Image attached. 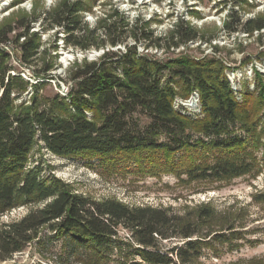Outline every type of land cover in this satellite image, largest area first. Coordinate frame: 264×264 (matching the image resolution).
<instances>
[{"label":"trees","instance_id":"1","mask_svg":"<svg viewBox=\"0 0 264 264\" xmlns=\"http://www.w3.org/2000/svg\"><path fill=\"white\" fill-rule=\"evenodd\" d=\"M91 3L64 0L39 20L21 19L14 26L0 27V217L21 207L32 208L20 220L0 225V264H9L16 254L40 243L44 230L61 241L64 252L81 250L85 256L110 258L120 229L128 230L136 243L134 256L140 261L132 264H192L200 253V241L192 239L195 231L178 217L175 224L151 207L131 208L114 199L99 201L76 194L68 184L43 175L40 164L32 166V154L43 148L65 160L97 161L102 167L134 159L137 167L156 161L170 169L192 165L200 179L238 177L252 170L247 158L260 144L258 128L264 129V120L242 107L247 98L248 103L260 99L264 107V85L259 95L246 94L240 103L221 60L210 56L196 60L183 53L158 59L149 50H162L166 39L155 38L148 22L138 27L128 17L109 22L112 17L107 16L90 28L85 14ZM39 21L46 31L58 29L64 34L65 47L105 50L97 61H85L72 72L67 97L56 94L45 100L40 95L45 80L56 78L51 73L56 65L52 61L42 70L36 68L43 44L40 34L31 30ZM231 31L261 33L264 15L240 22ZM176 38L179 47L199 36L190 26L178 25L169 37ZM12 45L18 50V67L12 60L14 51H8ZM140 45L145 46L143 52ZM118 46L125 50H114ZM24 68L41 81L31 83L21 72ZM194 93L202 116L196 120L175 109L176 99L187 100ZM30 94L27 105L25 96ZM174 228L185 243L163 253L160 240L173 238Z\"/></svg>","mask_w":264,"mask_h":264},{"label":"rangeland","instance_id":"2","mask_svg":"<svg viewBox=\"0 0 264 264\" xmlns=\"http://www.w3.org/2000/svg\"><path fill=\"white\" fill-rule=\"evenodd\" d=\"M62 1L23 0L15 5L16 0H0V27L14 26L21 19L24 22L39 20L45 11L54 9ZM244 1L246 3L242 0H164L162 3L153 0H92L91 11L85 14V21L90 28L96 26L98 18L107 16L112 17L109 22L128 17L130 24L138 22V27L148 22L147 27L154 32L155 38L166 39L161 43L162 50H149L151 55L161 60L174 59L182 53L196 60L206 56L221 60L238 101L244 103L246 94L259 95V90H263L264 31L250 36L231 30L237 29L240 22L264 15V0ZM32 25L31 33L38 32L43 44V55L36 63L37 70H42L44 63L54 61L56 65L51 72L56 78L45 80L48 83L40 95L45 100L53 99L56 94L67 97L72 72L85 61H97L105 50L83 52L65 47L64 34L58 29L46 31L47 27H42L40 21ZM178 25L190 26L199 38L186 45L175 46L177 38L172 40L169 37ZM129 43L134 44L133 40ZM15 48L12 45L8 51H14L12 60L18 67L15 57L18 50ZM143 48L145 46L140 45L139 51L143 52ZM116 49L125 50L124 46ZM21 72L33 84L41 81L33 79L29 69H21ZM31 98L32 94L25 96L27 105H31ZM248 101L247 98L243 110L247 109L251 115L254 113L259 120H264L260 99ZM175 109L194 120L202 117L196 93L187 100L176 99ZM262 130L259 127L257 131L258 148L254 149V155L251 153L249 156L252 158H247L252 163V170L238 177L200 179L195 177L197 169L192 165L181 167L179 164L170 169L165 163L161 166L156 161L152 166L144 164L137 167L134 159L130 163L118 159L116 163L102 167L97 161L89 164L81 160H65L43 148L35 149L31 165L40 164L43 175L68 184L76 194L99 201L114 199L131 208L151 207L166 213L175 224L178 217L182 225H189L195 231L192 239L200 241V253L192 264H264ZM179 159L184 160L182 155ZM31 209L21 207L5 214L0 217V225L20 220ZM174 229L170 230L175 234L173 238L160 240L158 248L161 252L170 253L185 243L184 239L177 238V228ZM115 244L117 249L110 258L85 256L81 250L71 254L63 251L61 241L54 239L51 232L44 230L40 243L35 242L25 252L16 254L9 264H132L133 260L140 261L134 256L136 243L128 230H119Z\"/></svg>","mask_w":264,"mask_h":264}]
</instances>
